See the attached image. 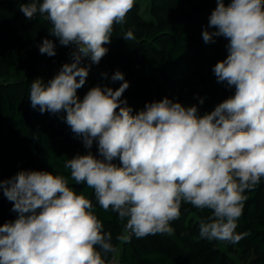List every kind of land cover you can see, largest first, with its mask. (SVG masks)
<instances>
[{
  "label": "clouds",
  "instance_id": "9594fccd",
  "mask_svg": "<svg viewBox=\"0 0 264 264\" xmlns=\"http://www.w3.org/2000/svg\"><path fill=\"white\" fill-rule=\"evenodd\" d=\"M215 3L202 39L228 41L226 58L212 72L234 93L203 115L196 105L168 97L134 113L121 99L130 84L119 70L111 77L122 81L117 89L97 85L78 97L91 66L107 55L114 26L125 21L135 0H25L20 5L27 20L43 17L51 25L49 34L61 46H72L71 62L47 83L33 80L28 98L41 114L66 113L61 118L88 151L64 167L75 184L94 190L101 209L118 215L120 241L171 235L183 204L210 210L199 223L202 239L236 244L248 235L236 229L245 193L264 179V0ZM123 39H134L133 32ZM39 53L56 56L54 41L44 38ZM94 142L98 154L91 151ZM0 192L17 213L14 221L0 225V264H106L104 255L118 252L92 200L69 187L63 174L21 170L0 179Z\"/></svg>",
  "mask_w": 264,
  "mask_h": 264
},
{
  "label": "trees",
  "instance_id": "16d2710c",
  "mask_svg": "<svg viewBox=\"0 0 264 264\" xmlns=\"http://www.w3.org/2000/svg\"><path fill=\"white\" fill-rule=\"evenodd\" d=\"M24 2L0 0V169L10 177L21 170L49 171L68 177L69 187L92 200L104 231L112 234V243L117 247L115 232L123 231L118 215L101 209L94 190L85 184H75L70 170L64 167L65 161L88 151L81 138L61 118L66 113L41 114L38 107H31L28 97L32 81L41 78L47 83L57 74L50 73L52 76L43 78L46 71L41 65L55 57H64L70 46H61L49 34L51 25L43 17L37 15L34 20H27L19 10ZM228 2L225 0L226 4ZM142 7L140 0H135V6L127 14L146 34L138 48L117 38L114 29L111 43L105 45L109 51L102 58L116 66V71H121L130 84L121 99L127 101L134 113L142 110L146 103L164 97L185 106L196 105L200 115L210 113L223 101L215 96L211 77H215L213 66L226 58L228 43L224 37L214 38L215 43H205L202 39L208 17L216 7L215 0H149L145 8ZM44 38L54 41L56 56L39 53ZM121 83L110 84L96 76L95 71L89 72L77 95L83 99L94 86L115 90ZM263 193L264 179L254 191L245 193L248 199L236 229L238 234H248L236 243L238 250L246 257L255 253L259 263H264ZM210 215L208 209L199 210L183 204L180 218L173 222L181 243L186 246L174 250L159 234L149 235L145 241L133 236L130 242L123 241L116 264H234L214 241L199 237V223ZM1 218L14 221L17 213L0 205V225ZM112 254L104 255L106 264Z\"/></svg>",
  "mask_w": 264,
  "mask_h": 264
},
{
  "label": "rangeland",
  "instance_id": "374dc122",
  "mask_svg": "<svg viewBox=\"0 0 264 264\" xmlns=\"http://www.w3.org/2000/svg\"><path fill=\"white\" fill-rule=\"evenodd\" d=\"M147 2H149V0H140V3L143 4L142 8H145V5L147 4ZM114 29H115V34H116L117 38L122 39L128 45L135 47V48H138L140 42L142 41V39L146 35L145 31L138 28L133 22H131V20L129 19L128 16H126L125 21L122 24L115 25ZM129 30H131L133 32L134 39L124 40L123 36ZM116 69H117L116 66L112 65L109 62L103 61V59H102L99 63V67L95 71V73H96V76L105 79L110 84H113L116 81H112L111 77L115 73ZM50 73L54 74V72H52V71H46L45 77H43V78H47V77L52 76V74H50ZM55 73H57V71H55ZM104 73H107V77H105L103 75ZM92 79H93V77L91 78V80ZM1 80H2V77H0V81ZM211 83H212L213 92H214L215 96L219 99L224 100L228 96H230L234 93V89H228L225 85L217 83L215 77H211ZM91 151L92 152H98V148H97V145L95 142L93 144ZM9 178H11V177L7 174H4L2 172V170L0 169V179L7 180ZM0 205L6 206V207H9L10 209H12V203L10 201H8L6 197L3 196L2 192H0ZM262 205H264V193H263V197H262ZM1 219H2V224L8 222L7 220H4L3 218H1ZM171 226L174 229V232L171 235H168V234H159V235L164 239V241L168 244V246L170 248H172L174 250H179L182 248L181 246H186V245H183L181 243L182 242L181 236L179 234L178 229H176L174 222H171ZM123 234H124L123 231L115 232V235L117 237L120 235H123ZM133 236L134 235H132V237ZM142 240L145 241L146 238H142ZM213 241L217 247H219L221 250H223L225 253L228 254V256L233 260L232 262L234 264H264L263 262L259 263L256 254L253 252H251V254L246 257L243 252H240V250H238V248L236 247V244H230L228 242L215 241V240H213ZM122 243H123V241L118 240V244H117L118 245L117 246L118 252L112 254L113 255L112 257H114L115 259H118L119 251H120V247H121Z\"/></svg>",
  "mask_w": 264,
  "mask_h": 264
},
{
  "label": "built area",
  "instance_id": "2783aa9c",
  "mask_svg": "<svg viewBox=\"0 0 264 264\" xmlns=\"http://www.w3.org/2000/svg\"><path fill=\"white\" fill-rule=\"evenodd\" d=\"M71 51H72V46L69 47L68 52L64 57H62V58L55 57V58L51 59L50 62L42 64L41 68L45 71H52V72L57 71V73H58L63 64L71 62V59L69 56V53ZM89 63H90V61L87 59L83 61L84 65H88ZM97 69H98V65H92L89 72L96 71ZM116 263H117V259L112 257L108 264H116Z\"/></svg>",
  "mask_w": 264,
  "mask_h": 264
}]
</instances>
